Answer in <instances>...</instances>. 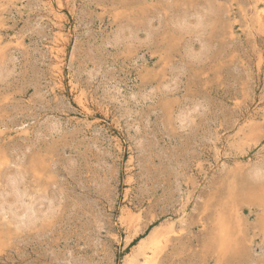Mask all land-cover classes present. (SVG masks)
<instances>
[{"label": "rangeland", "instance_id": "374dc122", "mask_svg": "<svg viewBox=\"0 0 264 264\" xmlns=\"http://www.w3.org/2000/svg\"><path fill=\"white\" fill-rule=\"evenodd\" d=\"M1 202L0 264H264V0H0Z\"/></svg>", "mask_w": 264, "mask_h": 264}, {"label": "bare ground", "instance_id": "6f19581e", "mask_svg": "<svg viewBox=\"0 0 264 264\" xmlns=\"http://www.w3.org/2000/svg\"><path fill=\"white\" fill-rule=\"evenodd\" d=\"M56 25H57V24H56ZM59 33H60V32H59ZM56 36H57V35H56ZM59 36H60V35H59ZM55 38H57V37H55ZM56 40H57V39H56ZM59 40H60V39H59ZM54 42H55V41H54ZM57 42H59V41L57 40ZM57 44H58V43H57ZM57 44H56V46H57ZM55 54H56V53H55ZM58 59H59V58H58ZM56 60H57V59H56ZM59 61H60V59H59ZM56 65H58V63H56ZM57 70H59V69H57ZM59 73H60V72H59ZM59 73H58V74H59ZM57 78H58V77H57ZM59 81H60V80H59ZM191 107H192V106H191ZM194 111H195V110H194ZM181 112H182V111H181ZM182 116H183V115H182ZM217 152H218V151H217ZM130 156H131V155H130ZM130 158H131V157H130ZM131 159H132V158H131ZM130 161H131V160H130ZM128 162H129V161H128ZM131 163H133V161H132ZM259 168H260V167H259ZM259 170H261V169H259ZM259 170H258V168H257V171H259ZM257 171L254 170V172H256V173H257ZM11 178H13V177H11ZM11 178H9V179H11ZM10 181H11L10 183H11V185H12V188H11V189L14 190V191H15V194L17 195V197H15V198H16V199H19L18 197H19L21 194L19 195V191H18V189H17L18 184L16 185V178H13V179L10 180ZM18 181H19V180H18ZM19 185H20V184H19ZM19 188L22 190V187H19ZM24 191H25V190H24ZM12 192H13V191H12ZM20 192H21V191H20ZM22 192H23V191H22ZM9 193H10V191H9ZM25 194H26V193H25ZM26 195H27V194H26ZM26 195H25V196H26ZM20 197H22V196H20ZM22 198H23V197H22ZM16 199H15L14 203L17 202L18 205L21 204V203H18L19 201H17ZM20 199H21V198H20ZM13 200H14V199H13ZM29 200L31 201V199H29ZM22 201H23V200H22ZM30 201H29V202H30ZM32 201H33V200H32ZM32 201H31V202H32ZM6 202H7V201H6ZM6 202H5V204H7ZM12 202H13V201H12ZM27 202H28V201H27ZM29 202H28V203H29ZM31 202H30V203H31ZM10 203H11V201H10ZM14 203H13V204H14ZM22 203H23V202H22ZM33 203H34V202H33ZM33 203H32V205H33ZM8 204H9V203H8ZM17 204H15L14 206H17ZM23 204H24V203H23ZM34 204H35V203H34ZM2 205H3V204H2V202H1V205H0V206H2ZM9 205H10V204H9ZM25 205H26V206H25ZM25 205H24V207H25V208H24V211H22L23 214H21L20 217H24L23 220H26L27 223H28V221L31 222L32 220H34V216H35V212H36V210L34 211L35 208L33 209L32 206H31L30 204L28 205L27 203H25ZM11 206H13V205L11 204V205H10V208H11ZM19 206H20V205H19ZM22 206H23V205H22ZM33 207H36V206L34 205ZM7 208H8V206H7ZM10 208H8V209H10ZM14 208H16V207H14ZM39 208H40V207H39ZM39 208H38V209H39ZM3 209L5 210L6 208L4 207ZM17 209H18V207H17ZM38 209H37V211H38ZM4 210H2V212H4ZM14 210H15V209H14ZM14 210H11V211H14ZM21 210H22V209H21ZM5 211H6V210H5ZM8 211H9V210H8ZM22 212H20V210H19V213H22ZM41 212H42V210H41ZM13 213H15V211H14ZM13 213H11V214H13ZM37 213H38V212H37ZM0 214H1V213H0ZM4 214H5V213H4ZM4 214H1V216H3ZM6 214H7V212H6ZM43 214H44V213H43ZM43 214L41 213L40 215H43ZM14 215H15V214H14ZM17 215H18V213L15 215V216L18 218L19 216H17ZM40 215H39V216H40ZM5 216H7V215H5ZM37 217H38V215H37ZM37 217H36V218H37ZM17 218H16V219H17ZM16 219H15V221H16ZM21 219H22V218H19V220L17 221V223H18ZM22 223H24V221H23ZM27 223H26V224H27ZM182 223H183V221H182ZM180 224H181V221H180ZM141 253H142V252H141Z\"/></svg>", "mask_w": 264, "mask_h": 264}]
</instances>
